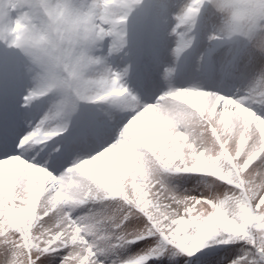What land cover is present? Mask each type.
I'll return each mask as SVG.
<instances>
[{"label":"snow or ice","instance_id":"snow-or-ice-1","mask_svg":"<svg viewBox=\"0 0 264 264\" xmlns=\"http://www.w3.org/2000/svg\"><path fill=\"white\" fill-rule=\"evenodd\" d=\"M105 83L80 103L107 102L126 121L71 104L28 129L45 90L21 104L14 81L0 89V264H264V115L216 91L148 104L117 74ZM67 107L71 119L44 126Z\"/></svg>","mask_w":264,"mask_h":264},{"label":"rangeland","instance_id":"rangeland-1","mask_svg":"<svg viewBox=\"0 0 264 264\" xmlns=\"http://www.w3.org/2000/svg\"><path fill=\"white\" fill-rule=\"evenodd\" d=\"M192 2L137 0L127 20L126 47L109 54L112 41L108 39L98 54L106 58L108 70L119 75L121 84L142 103L151 104L169 92L194 88L244 99L253 111L264 115V102L259 99V92L264 90V56L245 38L228 43L213 39L219 19L208 0H204L195 17L182 24L180 18ZM184 44L188 46L183 47ZM10 80L14 81L17 99L22 104V95L36 86L34 74L29 73L28 61L22 55L0 46V89L7 91ZM53 103L51 95L34 101L24 112L25 128L35 127L45 114H50ZM176 103L187 106L186 98ZM80 109L100 119H106V112H113L121 122L129 115L107 102L82 103ZM61 123L52 119L44 126ZM194 183L189 181L183 186L192 188ZM235 245L232 249L243 247L240 242ZM128 251H134V246Z\"/></svg>","mask_w":264,"mask_h":264},{"label":"clouds","instance_id":"clouds-1","mask_svg":"<svg viewBox=\"0 0 264 264\" xmlns=\"http://www.w3.org/2000/svg\"><path fill=\"white\" fill-rule=\"evenodd\" d=\"M137 0H0V46L28 61L36 86L54 97L50 114L79 104L82 96L106 91L111 75L99 55L111 39L109 54L127 45V20ZM192 5L200 12L201 5ZM218 16L213 39L245 38L259 55L264 49V0H208ZM67 107L58 119H71Z\"/></svg>","mask_w":264,"mask_h":264},{"label":"trees","instance_id":"trees-1","mask_svg":"<svg viewBox=\"0 0 264 264\" xmlns=\"http://www.w3.org/2000/svg\"><path fill=\"white\" fill-rule=\"evenodd\" d=\"M238 243H239V242H238ZM240 243H243V242H240ZM235 244H237V243H235ZM235 244H231V245H229L228 248H232V247L236 246ZM238 246H240V244H239Z\"/></svg>","mask_w":264,"mask_h":264}]
</instances>
